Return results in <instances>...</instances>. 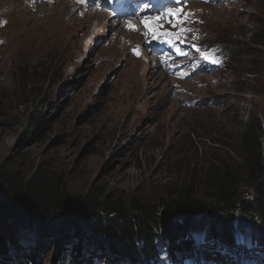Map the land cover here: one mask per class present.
Instances as JSON below:
<instances>
[{
	"label": "rangeland",
	"instance_id": "1",
	"mask_svg": "<svg viewBox=\"0 0 264 264\" xmlns=\"http://www.w3.org/2000/svg\"><path fill=\"white\" fill-rule=\"evenodd\" d=\"M63 7L69 10L65 20L75 19L59 30L54 47L25 48L28 37L9 45L19 28L13 11L26 10L25 23L33 27L47 23L50 17L42 19L44 13ZM32 10L27 0H0V19L9 23L0 30L2 198L6 187L1 177L18 173L30 178L41 166L62 180V189L76 200L100 187L126 205L166 201L218 161L230 163L245 181L240 133L252 119L264 124V0H234L228 7L212 8L206 41L221 44L231 61L218 74L205 76L207 85L196 87V95L182 92L184 101L175 98L172 83L146 72L119 43L108 50L100 47L96 35L101 30L95 28L93 15L72 14L69 3ZM252 39L263 41L255 45ZM90 47L94 51L88 55ZM190 100L201 105L189 108ZM44 104L46 129L27 141V122ZM240 194L248 198L252 192L241 185ZM198 196L209 203L203 194ZM54 219L42 231L38 213H8L0 219L1 250L8 254L16 245L19 250L12 255L19 264L35 257V264H51L70 257L75 247L78 256L91 257L96 241L90 228L83 222L72 226L60 214ZM263 224L264 214L256 226L246 227ZM161 242L175 246L166 238ZM108 251L116 253L110 247Z\"/></svg>",
	"mask_w": 264,
	"mask_h": 264
},
{
	"label": "trees",
	"instance_id": "2",
	"mask_svg": "<svg viewBox=\"0 0 264 264\" xmlns=\"http://www.w3.org/2000/svg\"><path fill=\"white\" fill-rule=\"evenodd\" d=\"M263 39L251 41L257 45ZM45 106H42L43 111L29 118L27 141L46 129ZM263 137V124L258 118L250 120L240 133L239 149L246 169L244 182L230 163L218 161L204 175L198 178L196 175L197 182L186 183L175 195L154 205L136 200L126 205L100 187H94L84 199L76 200L62 189V180L44 166L30 178H22L18 173L6 174L1 177L6 190L5 198L0 196V217L6 212L32 215L36 212L43 231L44 226L53 223L56 214H60L73 224L85 223L94 234L97 246L109 245L116 253L134 261H139L141 255L146 260H154L160 239L174 243L179 236L203 229L227 238L232 244L231 233L237 223L240 227L256 226L258 216L264 214ZM241 185L249 187L251 197L241 196ZM199 194L209 203L199 200ZM66 214L71 215L66 217ZM251 230L264 237V224ZM2 241L0 237V252Z\"/></svg>",
	"mask_w": 264,
	"mask_h": 264
},
{
	"label": "bare ground",
	"instance_id": "3",
	"mask_svg": "<svg viewBox=\"0 0 264 264\" xmlns=\"http://www.w3.org/2000/svg\"><path fill=\"white\" fill-rule=\"evenodd\" d=\"M133 7H148L149 5L146 6H141V4H135L136 0H131ZM8 7V6H7ZM10 9V8H9ZM25 9V8H24ZM23 10V9H21ZM34 10V9H33ZM32 10V11H33ZM8 11V10H7ZM36 11V10H34ZM26 12V10H25ZM49 12V11H48ZM2 13V12H1ZM226 13V12H225ZM4 14V13H2ZM68 14L67 9H63L57 17H51L45 16L44 18H49L47 20V23H38L37 25L30 27L25 23V18L23 12L20 10L17 12H13L12 20L13 23L19 24L18 29L15 30V37H12V41L9 42V39H7V43L9 42V45L12 46L16 41L22 40L23 37H28L29 40L24 44L23 47L25 48H35L37 51H42L43 49H49L50 47H54V45L58 42V37L57 33L61 28H64L69 24L71 20H65V16ZM100 17H103L99 15ZM69 18V17H67ZM31 19H35L34 17H30ZM45 20V19H44ZM23 22V24H22ZM123 33V32H121ZM117 43V42H116ZM115 43V44H116ZM12 51H17V46L13 48ZM17 54V53H15ZM263 145V144H262Z\"/></svg>",
	"mask_w": 264,
	"mask_h": 264
},
{
	"label": "snow or ice",
	"instance_id": "4",
	"mask_svg": "<svg viewBox=\"0 0 264 264\" xmlns=\"http://www.w3.org/2000/svg\"><path fill=\"white\" fill-rule=\"evenodd\" d=\"M182 11V9H177L176 11H169L168 13V17H171L172 20H168L167 22L171 24L172 27H177V24L183 23V21L179 20V14ZM161 19V17H156V21H159ZM185 19H187V17H185ZM173 20H175V23H173ZM153 23V21L150 20H145L144 21V26L145 28H149L152 31H155L154 29H151V24ZM131 27V26H130ZM159 28H163V24L159 25ZM181 31H184V29H181ZM163 35H170L169 33H162ZM168 43H172L171 40L168 41ZM137 55H139V53H137Z\"/></svg>",
	"mask_w": 264,
	"mask_h": 264
},
{
	"label": "water",
	"instance_id": "5",
	"mask_svg": "<svg viewBox=\"0 0 264 264\" xmlns=\"http://www.w3.org/2000/svg\"><path fill=\"white\" fill-rule=\"evenodd\" d=\"M263 127H264V126H263ZM263 156H264V140H263ZM7 213H8V212L4 213L3 216L8 215ZM70 215H71V214H69V215L66 214V217H68V216H70ZM3 216H1L0 219H2ZM66 217H65V218H66ZM190 220H191V219H190ZM69 222H70V223H69ZM69 222H68V223L71 224L72 226L74 225V224L72 223L71 220H69Z\"/></svg>",
	"mask_w": 264,
	"mask_h": 264
}]
</instances>
